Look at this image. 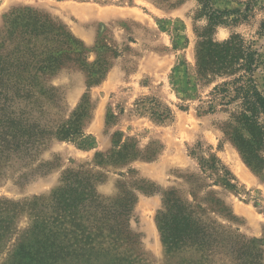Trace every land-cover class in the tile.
Wrapping results in <instances>:
<instances>
[{
  "label": "trees",
  "instance_id": "trees-1",
  "mask_svg": "<svg viewBox=\"0 0 264 264\" xmlns=\"http://www.w3.org/2000/svg\"><path fill=\"white\" fill-rule=\"evenodd\" d=\"M153 0L157 5L175 8L184 0ZM197 18L206 20L203 29L195 28L194 79L202 87H212L208 94V111L226 114L221 131L240 154L245 165L264 184V92L257 81L263 64L255 41L241 34L227 40L216 39L220 27H236L250 20L253 1L246 8H216L212 0H198ZM264 32V22L260 34ZM70 64H80L87 77L88 91L69 119L59 125L38 118L44 103L57 105V90L45 88V79L55 76ZM110 63L99 59L88 61V49L68 27L48 14L31 7L13 9L4 17L0 33V184L5 169H17L16 182L28 183L47 172V164L38 163V153L48 139L75 141L85 136V123L92 114L90 89L99 86L108 76ZM25 104L24 110L19 105ZM27 109V110H26ZM38 114V115H37ZM164 122L170 109L152 113ZM43 116V115H42ZM117 136V134H116ZM115 140L114 149L97 154L98 164L129 166L144 159L141 150ZM202 153V154H199ZM200 173L184 178L188 196L171 188L164 192V210L157 223L169 255L188 254L185 264H264V245L242 238L227 241L221 225L212 215L235 220L225 201L214 187L227 191L237 189L236 179L212 148L204 151L198 143L190 154ZM131 172V170H129ZM104 177L87 172H68L63 187L47 199L32 201L0 200V250L17 233L13 228L20 215L29 213L30 232L18 239L5 264H134L121 249L140 251V236L134 234L131 221L139 197L134 185L122 186L120 196L111 202L98 194L96 184ZM208 181V182H207ZM207 182V183H205ZM136 187V188H135ZM209 190L205 197L201 193ZM191 197V199L189 198ZM109 200V202H108ZM138 248V249H137ZM132 249V248H129ZM132 253L131 250H127ZM1 253V252H0Z\"/></svg>",
  "mask_w": 264,
  "mask_h": 264
},
{
  "label": "rangeland",
  "instance_id": "rangeland-1",
  "mask_svg": "<svg viewBox=\"0 0 264 264\" xmlns=\"http://www.w3.org/2000/svg\"><path fill=\"white\" fill-rule=\"evenodd\" d=\"M249 1L254 2L249 22L220 27L215 37L224 41L236 33L255 41L263 59L257 81L264 92V32L260 34L264 0L212 3L221 10H244ZM20 7L34 8L66 25L85 44L89 63L102 59L110 63V70L103 83L89 91L93 109L85 123V136L73 142L48 139L38 153V163L47 164V172L28 183L16 182L17 169H5L7 178L0 184V200L47 199L63 187V178L71 171L104 177L96 189L111 202L120 196L122 186L134 185L152 195L136 191L139 201L131 227L140 236L141 250L134 252L133 247H124L121 251L131 260L140 256L134 264H185L188 254L167 253L157 218L164 210L165 191L175 188L188 196L184 178L200 173L190 154L201 143L205 152L212 148L218 154L237 185L235 191L213 188L235 220L218 215H212V220L221 225L220 232L227 241L244 237L264 244V184L226 141L221 131L226 114L218 110L204 113L208 111V94L213 86L202 87L194 79L195 28L203 29L207 23L203 18L196 19L201 8L198 0H184L175 8L157 5L153 0H0V33L4 17ZM45 88L58 91L57 105L44 103L38 118L42 125L50 121L56 126L69 119L87 93L86 73L80 64H70L46 78ZM24 105H19L20 111ZM167 108L172 112L169 119H154L152 113ZM119 134L123 135V143L130 139L144 159L153 160H137L129 166L98 164L97 154L106 155L114 149V137L121 138ZM207 192H202L201 197ZM30 225L29 213L20 215L13 226L17 233L8 235L10 242L0 250V264L10 260L18 239L27 238ZM261 249L264 251V245Z\"/></svg>",
  "mask_w": 264,
  "mask_h": 264
},
{
  "label": "crops",
  "instance_id": "crops-1",
  "mask_svg": "<svg viewBox=\"0 0 264 264\" xmlns=\"http://www.w3.org/2000/svg\"><path fill=\"white\" fill-rule=\"evenodd\" d=\"M154 202H157V201H154ZM159 202H160V201H159V199H158V205H159Z\"/></svg>",
  "mask_w": 264,
  "mask_h": 264
}]
</instances>
